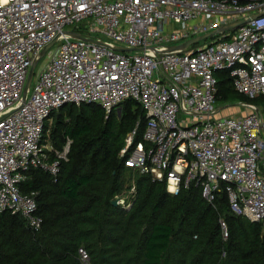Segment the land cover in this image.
<instances>
[{
    "label": "built area",
    "instance_id": "obj_1",
    "mask_svg": "<svg viewBox=\"0 0 264 264\" xmlns=\"http://www.w3.org/2000/svg\"><path fill=\"white\" fill-rule=\"evenodd\" d=\"M239 20L247 21L217 32ZM223 72L238 93L264 95V0H0V213L42 228L38 192L21 184L32 169L57 179L68 160L71 139L59 151L44 139L54 112L86 103L111 112L130 100L147 125L137 142L136 128L127 135L126 167L172 194L194 185L214 203L224 192L235 214L264 229V116L223 113ZM221 228L227 237L223 220ZM78 252L89 264L88 251Z\"/></svg>",
    "mask_w": 264,
    "mask_h": 264
},
{
    "label": "trees",
    "instance_id": "obj_2",
    "mask_svg": "<svg viewBox=\"0 0 264 264\" xmlns=\"http://www.w3.org/2000/svg\"><path fill=\"white\" fill-rule=\"evenodd\" d=\"M218 77L220 100L264 111V95L238 93L228 72ZM121 106L119 116L118 107L106 112L92 103L66 104L51 115L44 139L59 150L71 139L68 160L57 179L32 169L21 184L24 192H38L39 231L20 214L0 213V264H79L80 247L88 251L89 264H264L262 223L235 214L226 193L214 203L194 185L172 194L164 181L125 166V139L136 128L135 142L140 140L147 117L137 102ZM66 107L69 121L61 117ZM133 171L140 177L127 199L131 206L114 205L126 192L125 173Z\"/></svg>",
    "mask_w": 264,
    "mask_h": 264
},
{
    "label": "rangeland",
    "instance_id": "obj_3",
    "mask_svg": "<svg viewBox=\"0 0 264 264\" xmlns=\"http://www.w3.org/2000/svg\"><path fill=\"white\" fill-rule=\"evenodd\" d=\"M49 58H50V56H49L48 53L45 56L42 57V59L40 60V62L37 65V67L35 68V76L38 75V73L42 69V67L48 62ZM34 79H35V77H34ZM34 79H33V84L35 83ZM223 105H226V109H224L223 113H227L228 115L241 116V115H244V114H246V113H248L250 111H258V112H260L261 115L264 116V111L262 109H260L259 107H257V106L249 107L248 105L242 104V102L237 101V100H231V99L228 98V100H226V101L223 102ZM73 109L76 112V111H78L79 108L78 107H73ZM66 110H67V107H66V109L63 110V112H65ZM124 112H125L124 111V107H122V106L121 107H118L115 110V114L118 115V116L121 113L123 114ZM61 117H62V119L64 121H69V119L72 116L69 115L68 114V111H67V112L63 113V115ZM50 126H51V122H50ZM48 131H49L48 133H50V130L49 129H48ZM48 133H47V135H48ZM47 143H49L52 146H54L53 143H52V141H51V139L49 137L47 138ZM66 143H67V141H66ZM66 143H65L64 146H66ZM70 147H71V142H70L69 150H70ZM54 148L56 149L55 146H54ZM57 150L59 151V149H57ZM139 177H140V174L138 172H136V171H133L132 173H129V172L125 173L124 179H125V185H126L127 189H126L125 194L122 196L123 198L126 199V203L125 204H127V201L128 200L130 201L132 199V197H133L132 196V193H133L132 186L135 185V182H136V180ZM130 206H131V204L129 203L128 208Z\"/></svg>",
    "mask_w": 264,
    "mask_h": 264
},
{
    "label": "water",
    "instance_id": "obj_4",
    "mask_svg": "<svg viewBox=\"0 0 264 264\" xmlns=\"http://www.w3.org/2000/svg\"><path fill=\"white\" fill-rule=\"evenodd\" d=\"M247 20H239L235 23H232L231 25L229 26H225L223 28H221L220 30H218L217 32L219 31H223V30H227V29H236L238 28L239 26H241L242 24L246 23ZM213 33L211 34H208V35H204V36H201V37H198V38H194L192 40H189L187 41L184 46H187V45H190V44H194L196 43L197 41L201 40V39H206L208 38L209 36H211ZM78 36V34L76 35ZM57 39L53 40L50 44H48L46 46V48L43 50V52L41 53L39 59H41L43 56H45L46 52L48 51L49 48H51L53 46V44L56 42ZM116 50H119V51H125V52H130V51H133L134 49L132 48H127V47H116L115 48ZM37 66V62H35L29 73H28V77H27V81H26V85H25V89H24V95L27 93V91L29 90L31 84H32V80H33V76H34V73H35V68ZM113 204L114 205H118V201L117 199L113 200Z\"/></svg>",
    "mask_w": 264,
    "mask_h": 264
},
{
    "label": "crops",
    "instance_id": "obj_5",
    "mask_svg": "<svg viewBox=\"0 0 264 264\" xmlns=\"http://www.w3.org/2000/svg\"><path fill=\"white\" fill-rule=\"evenodd\" d=\"M242 104H245V103H242Z\"/></svg>",
    "mask_w": 264,
    "mask_h": 264
}]
</instances>
